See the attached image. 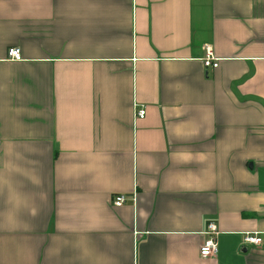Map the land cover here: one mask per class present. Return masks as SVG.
I'll return each instance as SVG.
<instances>
[{"label": "crops", "instance_id": "0c3cea01", "mask_svg": "<svg viewBox=\"0 0 264 264\" xmlns=\"http://www.w3.org/2000/svg\"><path fill=\"white\" fill-rule=\"evenodd\" d=\"M0 264H264V0H0Z\"/></svg>", "mask_w": 264, "mask_h": 264}, {"label": "built area", "instance_id": "2783aa9c", "mask_svg": "<svg viewBox=\"0 0 264 264\" xmlns=\"http://www.w3.org/2000/svg\"><path fill=\"white\" fill-rule=\"evenodd\" d=\"M8 57L11 59L19 60L20 59V51L17 47H11L8 49ZM203 65L205 67H217L218 59L214 58L213 52L210 46L205 47V56L203 58ZM139 117H143L145 114V110L143 108L137 111ZM124 194H117L112 199V202L115 206H121L125 201ZM218 233L216 224L214 222H209L207 224L206 229L204 230V234L207 238L204 239L202 244L199 247V256L202 258L214 256L217 251V243L215 239V235ZM242 242L244 244L258 245L261 242V237L259 236V232H246L243 234Z\"/></svg>", "mask_w": 264, "mask_h": 264}]
</instances>
